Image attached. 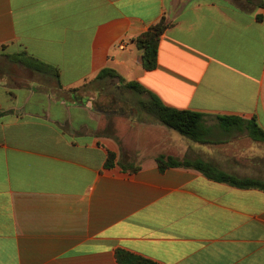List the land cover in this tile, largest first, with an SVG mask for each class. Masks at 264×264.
<instances>
[{
	"label": "crops",
	"instance_id": "obj_1",
	"mask_svg": "<svg viewBox=\"0 0 264 264\" xmlns=\"http://www.w3.org/2000/svg\"><path fill=\"white\" fill-rule=\"evenodd\" d=\"M161 17L172 26L148 72L133 40ZM23 53L58 81L13 59ZM105 68L203 114L206 143L138 106L96 109L89 88L80 104L61 95ZM216 116L264 130V0H0V264H118L117 249L159 264H264L263 191L155 162L264 181V143Z\"/></svg>",
	"mask_w": 264,
	"mask_h": 264
},
{
	"label": "trees",
	"instance_id": "obj_2",
	"mask_svg": "<svg viewBox=\"0 0 264 264\" xmlns=\"http://www.w3.org/2000/svg\"><path fill=\"white\" fill-rule=\"evenodd\" d=\"M172 23L167 21L165 17L148 27L146 32L135 38L134 44L138 51L141 52V63L145 71H153L157 67V53L161 36L166 30L171 28ZM24 68L40 74L44 77H51L58 81L59 74L56 68L47 65L35 58L27 56L25 53L13 57ZM116 81V86L124 89L139 98L137 105L143 113L151 119L166 128L175 131L181 137L194 142L203 144L206 143L207 129L204 125V115L191 112L189 110L176 109L164 105L156 96L148 92L137 82H125L120 78L115 71L105 68L102 69L97 76L84 83L81 87L72 88L66 91H61L67 99L74 103H83L80 98L81 94L89 87H99L103 81ZM58 88L61 86L58 84ZM94 92H97L96 90ZM111 97L110 95H106ZM143 96H145L143 98ZM112 99V98H111ZM218 123L224 127H243L248 134V137L256 143H264V130H262L255 120L245 121L237 117L216 116ZM114 155L109 153L105 162V167L109 168L113 165ZM155 162L160 172L170 168L192 169L201 173L206 179L223 183L238 189H257L264 192V181L259 179L236 178L225 173L217 171L210 164L203 161L195 160H178L173 157L159 155ZM136 171V169H133ZM115 258L118 264H159L153 260L143 256L133 254L123 249L115 250Z\"/></svg>",
	"mask_w": 264,
	"mask_h": 264
},
{
	"label": "rangeland",
	"instance_id": "obj_3",
	"mask_svg": "<svg viewBox=\"0 0 264 264\" xmlns=\"http://www.w3.org/2000/svg\"><path fill=\"white\" fill-rule=\"evenodd\" d=\"M115 84L116 81L113 80L106 81V83L100 84L99 87H89L87 92L89 96H93L95 94L94 91H97L94 108H105L110 111L116 110L118 113H124V110H120L121 107L129 109L133 106H138V97L124 89L116 88ZM106 95H110L112 99Z\"/></svg>",
	"mask_w": 264,
	"mask_h": 264
},
{
	"label": "built area",
	"instance_id": "obj_4",
	"mask_svg": "<svg viewBox=\"0 0 264 264\" xmlns=\"http://www.w3.org/2000/svg\"><path fill=\"white\" fill-rule=\"evenodd\" d=\"M120 49H123V45H122V46H120Z\"/></svg>",
	"mask_w": 264,
	"mask_h": 264
}]
</instances>
